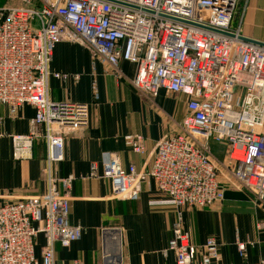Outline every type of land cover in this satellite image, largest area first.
I'll return each instance as SVG.
<instances>
[{
	"label": "built area",
	"instance_id": "2783aa9c",
	"mask_svg": "<svg viewBox=\"0 0 264 264\" xmlns=\"http://www.w3.org/2000/svg\"><path fill=\"white\" fill-rule=\"evenodd\" d=\"M19 1L0 8V105L12 113L33 107L28 133L9 137L12 158L29 159L36 140H43L47 189L0 204V264H55V245L66 248L81 238L82 228L68 222L74 178H58L53 170L64 161L65 137L88 121L85 104L48 96L51 78L71 77L49 70L62 42L86 46L114 69L120 60L135 64L132 86L149 99L161 90L186 97L181 125L157 142L146 170H125L119 156L110 154L102 174L93 162L87 177L107 180L111 198L125 202L137 201L152 179L175 213L163 255L171 252L175 264H220L214 238L191 243L183 209H206L224 199L212 143L225 145L232 177L264 200V47L232 27L243 0ZM125 144L136 154L144 151L140 135L127 136ZM101 237L97 264H122L120 231L102 230ZM245 248L238 244L240 255Z\"/></svg>",
	"mask_w": 264,
	"mask_h": 264
},
{
	"label": "crops",
	"instance_id": "0c3cea01",
	"mask_svg": "<svg viewBox=\"0 0 264 264\" xmlns=\"http://www.w3.org/2000/svg\"><path fill=\"white\" fill-rule=\"evenodd\" d=\"M232 27L239 30L242 38L264 43V0L241 1ZM49 70L71 76L66 82L49 80V99L85 104L88 112L86 126L68 133L64 139V161L53 167L58 178H74L68 222L82 228L78 241L66 248L55 245V264H97L102 230L120 231L122 264H175L171 252L166 256L162 253L171 236L174 208L157 190L155 182L150 179L142 185L137 201L125 202L111 198L107 180L87 176L93 162L97 164V175H101V165L110 154L119 156L125 170L129 166L136 171L146 170L157 142L181 125L186 97L161 90L151 99L154 104H149L148 97L132 86L135 64L120 60L114 69L81 44L56 45ZM73 76L78 79L74 81ZM33 116L30 105H23L14 113L0 105V204L46 192L44 141L36 140L29 159L12 158L9 137L27 134ZM133 135L144 140L142 154L132 152L125 144V138ZM212 153L225 157V145L212 143L213 157ZM217 170L224 189L223 201L206 209H183L184 231L195 246L214 238L220 264L264 260V228H257L264 222V200L226 185L223 174L231 175L229 168L219 166ZM238 244H246L243 255L238 252ZM42 246L39 235L34 247L37 258Z\"/></svg>",
	"mask_w": 264,
	"mask_h": 264
},
{
	"label": "rangeland",
	"instance_id": "374dc122",
	"mask_svg": "<svg viewBox=\"0 0 264 264\" xmlns=\"http://www.w3.org/2000/svg\"><path fill=\"white\" fill-rule=\"evenodd\" d=\"M20 1L19 0H0V8L1 7H10V6H15V5H19ZM75 44V43H74ZM77 45H80L78 43H76ZM146 102H148L149 104H154L153 100L146 98ZM213 154V153H212ZM213 160L216 162L217 167L221 166V167H228L226 164V159L223 155V157H218L217 155L213 154ZM223 176H226V185L228 186H234L236 189L240 190V191H246L247 193L251 194L252 196H255L252 192H250L249 190H247L246 188L241 187V185L232 177V175L230 174H223ZM228 179V181H227ZM228 252V251H227ZM228 255V253H227Z\"/></svg>",
	"mask_w": 264,
	"mask_h": 264
},
{
	"label": "water",
	"instance_id": "95a60500",
	"mask_svg": "<svg viewBox=\"0 0 264 264\" xmlns=\"http://www.w3.org/2000/svg\"><path fill=\"white\" fill-rule=\"evenodd\" d=\"M244 40H248V39H245V38H243ZM248 41H252V42H254V43H256V44H258V45H260V46H263L264 47V43H260V42H257V41H253V40H248Z\"/></svg>",
	"mask_w": 264,
	"mask_h": 264
}]
</instances>
